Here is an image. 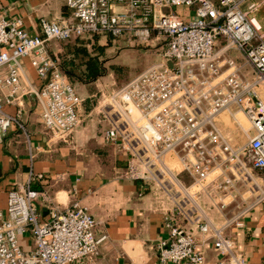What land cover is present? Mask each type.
<instances>
[{
  "label": "built area",
  "instance_id": "obj_1",
  "mask_svg": "<svg viewBox=\"0 0 264 264\" xmlns=\"http://www.w3.org/2000/svg\"><path fill=\"white\" fill-rule=\"evenodd\" d=\"M66 5L71 18H42L41 35H32L21 17L0 10V144L13 124L24 128L21 106L32 96L50 141L73 144L82 123V97L52 54V40L97 33L114 38L129 34L150 42L156 32L166 41L161 60L123 86L101 93L100 115L109 124L104 140L128 154L127 176L152 181L159 190L166 230L157 244L162 263L205 264L198 247L202 234L213 239L221 254L218 264H249L225 229L244 227L247 215L264 203V185L253 175L257 170L264 178V101L258 93L264 85V24L257 17L262 3L66 0ZM234 50L252 68V80L246 78ZM25 58L36 70L39 86L24 75ZM12 104L20 107L15 115L4 110ZM232 106L254 129L247 144L236 149L216 124V117ZM178 165L193 177L195 186L204 188L212 171L223 167L222 176L209 182L211 204L199 201L198 192L182 180ZM230 168L252 193L250 199L235 200L237 210L231 216L227 208L232 203L225 197L235 179L224 172ZM37 181L48 183V178L32 173L28 186L8 191L6 212L0 210V264H83L95 258L106 236L96 235L97 221L88 208L73 202L60 212L46 191L31 187ZM42 203L48 205L47 219ZM214 207L224 217L223 224L209 214ZM185 219L188 227L180 224ZM25 234L32 237L31 250L21 243Z\"/></svg>",
  "mask_w": 264,
  "mask_h": 264
},
{
  "label": "crops",
  "instance_id": "obj_2",
  "mask_svg": "<svg viewBox=\"0 0 264 264\" xmlns=\"http://www.w3.org/2000/svg\"><path fill=\"white\" fill-rule=\"evenodd\" d=\"M0 10L8 16H19L32 35H41L40 20H64L71 18V10L66 0H0ZM259 13V12H258ZM262 22V21H261ZM264 24V22H263ZM63 41L52 40L50 49L58 57L64 49ZM232 54L243 66L246 78L254 77L252 68L241 54L234 50ZM24 75L29 82L39 86L40 80L29 58H25ZM97 79L93 82L75 83L82 97L80 108L82 123L74 135L72 145L50 141L49 136L35 110V98L27 97L21 109V122L24 128L13 124L0 144V210L6 212L8 191L11 188L26 187L32 173H43L45 181L31 183V187L46 191L51 204L60 212L79 202L88 208L97 221L95 233L105 235L99 254L87 259L83 264H171L162 263L158 258V241L165 236L164 215L159 200V190L152 181L133 180L126 174L128 154L115 144H107L104 133L109 127L100 115L96 95L102 90ZM258 93L264 101V85L258 87ZM18 105H6L4 110L15 115ZM245 114L237 112L232 106L230 111L216 117V124L234 149L249 141L254 129ZM246 158L245 155H242ZM182 180L199 194V201L205 206L211 204L208 195L212 180L222 176V168H215L203 187L194 184L187 172L177 167ZM225 174L234 178V189L225 197L229 216L236 212L235 200L242 197L250 199L252 193L248 185L238 178L233 169H225ZM253 175L264 185V178L257 170ZM238 192V195L236 196ZM214 202V201H213ZM168 207L173 203L165 200ZM47 204L42 203L44 219L48 218ZM209 214L215 222L223 224L225 219L218 207L211 208ZM181 225H190L180 220ZM225 232L236 239L237 248L246 257L249 264H264V203L253 209L241 228L229 226ZM199 248L204 252L205 264H218L221 254L213 246V239L199 234ZM26 250L33 248L30 234L21 237Z\"/></svg>",
  "mask_w": 264,
  "mask_h": 264
},
{
  "label": "rangeland",
  "instance_id": "obj_3",
  "mask_svg": "<svg viewBox=\"0 0 264 264\" xmlns=\"http://www.w3.org/2000/svg\"><path fill=\"white\" fill-rule=\"evenodd\" d=\"M249 1L262 3L257 17L263 24L264 0ZM98 44L107 46L105 55L107 71L98 80L102 90L96 95L97 101L101 98V93H109L112 89L123 86L143 69L160 61L162 52L166 47L165 39L158 36L156 32L153 33L150 42H140L129 34L119 38H109L107 35H101Z\"/></svg>",
  "mask_w": 264,
  "mask_h": 264
},
{
  "label": "trees",
  "instance_id": "obj_4",
  "mask_svg": "<svg viewBox=\"0 0 264 264\" xmlns=\"http://www.w3.org/2000/svg\"><path fill=\"white\" fill-rule=\"evenodd\" d=\"M101 35L96 33L92 36L77 37L63 44L64 49L58 54L59 63L74 86L79 82L96 81L105 75L107 46L98 44ZM107 37L113 36L107 34Z\"/></svg>",
  "mask_w": 264,
  "mask_h": 264
}]
</instances>
